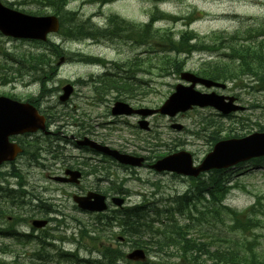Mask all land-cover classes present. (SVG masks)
Wrapping results in <instances>:
<instances>
[{
    "label": "rangeland",
    "instance_id": "1",
    "mask_svg": "<svg viewBox=\"0 0 264 264\" xmlns=\"http://www.w3.org/2000/svg\"><path fill=\"white\" fill-rule=\"evenodd\" d=\"M1 1L5 5L18 3L20 5H13V7L27 13L39 11L48 14L52 12L50 8L40 7L29 0ZM68 2L67 10L79 13V18L82 20L89 18L93 24H98L100 27L111 16L117 17L131 25H142L147 23L151 14L155 11H153V8L156 7L162 14L174 16L180 18V20L176 23L159 20L154 23L151 30L170 31L175 40H178L180 35L187 31L199 37L212 36L211 33L214 32L231 41L234 35L238 37L244 35L243 30L246 27H258L264 19V0H166L161 4L156 3L159 0H116L102 7H99L98 4H90L86 0H68ZM192 12L201 13V16L197 17L194 22L192 20L196 18V15H193ZM122 36H127V33H122ZM49 40L56 43L64 52L61 57L65 58L64 61L66 63L64 62L65 64L57 68L58 72L49 79L53 81L46 85V93L51 90L52 92L41 101L44 111H46V106H48L47 113L53 114L51 118L59 122H73L71 119L77 120L78 118L69 116L86 115L82 120L95 129L100 136L106 137V134L111 133V143L114 144L115 148H118L119 145H129L125 152L146 157L147 165L181 150L190 153L194 164H197L211 151L216 142L211 141L212 134L213 139L216 138L218 140L235 136L240 137L259 130L264 131V87L254 85L248 78H244L236 84H228L224 90H213L219 95L236 96L240 105L244 107V111L241 113L221 116L211 108H196L185 114H180L174 119L156 115L148 119L150 131H142L137 127L138 119L136 117L114 119L110 115L111 99L125 100L126 95L124 92L112 91L107 97H96L97 94L93 91V82L88 84V81H90L91 75L92 78L100 75L103 72L102 67L100 65L81 66L73 63L72 60L82 56H93L103 58L109 63L110 67H114L113 63L122 66L135 60V62L141 61L143 63L142 69H145L148 67L147 63L156 66V56L155 54L147 53L146 45L130 44L125 38V41L108 42L110 45L98 46L91 44V41L73 42L65 40L57 34L51 35ZM144 40L145 38L143 37L142 41ZM30 50H36L30 42L0 37V62L3 63L4 68H8L6 69V74L10 73L11 70H19V53ZM157 50H166V46L158 45ZM3 51L10 52L9 55H6L7 58H16V62L14 61L10 64L6 61L4 56L1 55ZM211 55L210 52L204 51L193 53L188 58L185 55L179 58L185 62L184 71L196 73L197 71H203L204 63L202 62L212 59ZM58 61L59 59L54 62V66H56ZM126 69L122 70L126 71ZM115 70L118 71L116 67ZM79 79L83 82H77ZM134 79L140 85V87L134 86L139 91L133 98H127V102L134 107L152 109L160 107L174 91V86L179 83L178 75L161 76V72L157 70H152L150 73L137 72L134 75ZM74 81L76 85L70 102L65 108L57 106L55 101L56 89L59 90L67 82L73 83ZM36 83L37 85L30 84L25 86L21 83L3 85L0 81V95H15L25 100L30 96H36L40 92V83L37 80ZM262 85H264V82ZM196 88L200 91H206V93L211 90H205L199 86ZM83 98L86 101L93 98L94 107L87 106ZM51 106L54 111L66 109L67 116H62L61 113L57 112L51 113ZM87 119L88 121H86ZM172 124H179L183 128L181 131H177L171 128ZM108 125H112L114 128L107 133V130L103 129ZM66 135H69V133H66ZM154 137L157 139L153 140ZM104 140L106 139L104 138ZM67 150L73 155L76 154L71 147H68ZM257 162L242 164L224 173V178L229 180V184L234 187L229 191L223 204L236 211H244L248 207L255 205L256 215L254 217L260 222L263 221V225H259L252 232L261 241V247L264 251V160ZM111 170L112 181H116L119 178L122 181H118L120 184L113 182V187L118 189L101 190L102 193L107 191L106 195L108 198L115 195L123 197L126 199L127 206L139 203H153L159 205L160 208L163 207L162 209L166 207L167 209L164 210H168L173 215L178 216L181 223L179 225L182 226L185 220L184 217L188 214V209L185 208L187 204L183 203L181 208L178 203L179 201H185L191 195L192 201L190 203L196 204L198 211L195 212L194 207L190 206L189 215L192 219V226H197L198 229L202 228L206 231V199L197 198L194 192L201 186L197 182L204 181V184H206V180H209V174L204 175L200 179H195V182H193L192 179H186L170 173L157 174L148 166L131 170L124 175L117 172L116 167H112ZM71 191V189H68L65 192L71 193ZM184 194H187L188 197L182 200ZM66 200H68V204H72L68 197H66ZM25 210H28V206L25 207ZM110 210H114L112 205H109L108 211ZM20 214L22 219H25V212L20 211ZM74 214L82 221L90 220L89 216ZM17 229L24 232L28 231L23 225ZM189 233L194 234V229ZM69 235L68 231L65 235L64 243L55 242V246H61L64 252L77 250L79 258H84L86 256L84 247L77 248L72 239L69 238ZM128 239L130 241L126 246H120L124 251L130 249L133 244L134 238L128 237ZM201 240L206 241V238ZM82 243H84L83 239ZM112 244L116 245L115 243ZM6 250L11 249L6 247ZM25 252H27V255L30 253V251ZM93 256L96 258L95 253ZM13 258L7 256V254L0 253V262L4 261L9 264ZM148 258L152 262L156 260L153 253H150ZM23 259L28 262L26 258L22 257L17 264H23L20 262Z\"/></svg>",
    "mask_w": 264,
    "mask_h": 264
},
{
    "label": "trees",
    "instance_id": "2",
    "mask_svg": "<svg viewBox=\"0 0 264 264\" xmlns=\"http://www.w3.org/2000/svg\"><path fill=\"white\" fill-rule=\"evenodd\" d=\"M30 1L41 7H50L53 11L52 13L60 18L61 34L73 39L84 35L106 40L121 39L123 38V31H125L129 39L135 38L136 44L146 45L148 54H155L156 66L147 63L148 67L143 69L146 73L157 70L164 74H170V72L179 74L184 66V61L178 57L180 54H189L191 51L204 49L206 51H216L221 48H227L229 54L228 56L226 55V59L223 56V58L211 62L208 61L203 65L204 69L200 72L203 76L212 80H226L248 73L264 82V46L257 45L251 48L249 44H240L238 42L239 39L235 37L230 41L218 34H213L209 37L210 40L206 42V46L203 45L200 38L189 33L183 34L180 40L175 41L171 37L172 34L167 31H152L147 25L142 29H138L115 17H110L109 27L100 30L89 25L88 21L77 20L74 13L65 12L63 6L66 0ZM90 1L103 5L113 0ZM152 19H154V16H152ZM143 37L145 38L144 41H142ZM193 39L196 42L191 45L189 42ZM32 44L36 50L19 53V70L25 73L31 72L36 78L35 80L44 85V78H49L56 71L52 65L56 58L61 55V50L50 42L45 44L32 42ZM158 45L166 46V50L158 51ZM137 63L139 67L136 70L140 71L142 69L141 63ZM135 65L134 62L129 67L131 73L132 67ZM13 74L17 75L16 72ZM130 77L133 78L132 74ZM134 86L138 87V85L133 83L125 85L124 83L118 84L116 81L110 82L108 80L104 84L103 90L120 88L122 92L128 89L129 95L133 97L139 91ZM213 138L211 136L210 139L215 142L217 139ZM197 183L201 185L194 192L197 198L203 199V195L206 194V231L202 228L198 229L197 226L187 225L191 224L192 221L189 215V207L192 206L195 212L198 211L196 204L188 203L186 200L178 203L181 208L183 203L187 204L185 208L188 209V214L184 217L187 222L185 226H180L178 222H175L172 218L173 214L168 210H159L154 206H149L151 210L153 209L151 212H149V208H146L149 210L145 209V212H142L140 207L124 209L102 221L106 226L116 223L121 228L122 233L127 237L134 238L132 244L134 247L143 248L153 253L168 254L170 245L177 246V251L180 253L177 256L184 264H264V251L261 247V241L252 232L259 225H263V221L260 222L254 217L256 215L255 205L244 211L232 210L225 206L223 200L231 187L227 186L228 181L224 180L220 172L209 174V180H206V184L204 182ZM187 197L188 195L183 196L182 200ZM160 215H163L164 218L160 217ZM121 216L124 217L122 218ZM193 229L194 236L188 240L185 239L183 231L190 232ZM175 235L180 237L181 245L180 239ZM99 238L100 236H98ZM203 238H206V241H202L201 239ZM92 243L96 246L94 240ZM178 246H181V248ZM101 249L103 261L97 262V264H116L118 259L122 257L118 249L110 248V246H103Z\"/></svg>",
    "mask_w": 264,
    "mask_h": 264
},
{
    "label": "water",
    "instance_id": "3",
    "mask_svg": "<svg viewBox=\"0 0 264 264\" xmlns=\"http://www.w3.org/2000/svg\"><path fill=\"white\" fill-rule=\"evenodd\" d=\"M58 27V21L55 17H31L9 10L0 3V32L5 36L45 41L47 34L57 32ZM181 79L190 82L191 85L189 87L176 86L175 92L158 110H132L127 104L117 102L113 108V114L129 115L134 113L147 117L159 112L162 115L173 117L177 113L190 110L193 106H212L224 114L239 109L223 103L222 97H216L214 94L201 95L193 90L196 83L203 84L206 87L217 86L216 84L196 78L188 73L181 74ZM71 90L70 86L64 88V95L60 100H66ZM139 126L144 130L148 129L146 121L139 122ZM176 128L180 129V126H176ZM38 129H43V119L38 116L33 108L6 98H0V163L11 160L18 151L15 145L8 143L10 135L25 132L33 133ZM81 144L107 153L123 164L139 166L142 162V158L118 155L116 151L100 147L93 142L84 141ZM261 156H264V133H255L243 139H231L217 143L212 152L207 154L197 167L192 166L190 154L178 152L158 160L151 168L156 172L167 171L196 177L202 172L225 169L239 162ZM112 202L117 206H121L123 200L113 199ZM77 203L80 208L92 212H102L106 209L104 197L99 195L80 198ZM127 258L133 261H144L145 254L141 250H135Z\"/></svg>",
    "mask_w": 264,
    "mask_h": 264
},
{
    "label": "flooded vegetation",
    "instance_id": "4",
    "mask_svg": "<svg viewBox=\"0 0 264 264\" xmlns=\"http://www.w3.org/2000/svg\"><path fill=\"white\" fill-rule=\"evenodd\" d=\"M119 118H121V116L114 117V119ZM86 121H88V119ZM48 124L50 127L53 125L57 126H55V128H58L56 134L62 135L66 145H59L58 150L56 151H54V148H51V150L48 151L49 155L44 157V160H41L42 164L37 168L41 169L45 174V182L27 184L28 187L22 195V201L25 203V199L28 200V211L30 212V216L25 218V223L28 226V231L25 233H27L28 236L37 239L47 238L49 242L51 235H65L64 233L68 231L69 233L78 232L81 220L74 213L81 215H83V213L79 211L73 203V197L84 196L90 192L98 193L101 192V190L117 189L116 187H113V182L120 184L118 181H122V179L119 178L116 181H112L110 175L112 171L111 168L116 167V171L123 175L132 169L119 165L113 159L91 151L87 147H77L75 142L77 143L82 139H88L115 148L114 144L111 143V137L109 134H106V137L100 136L95 129L82 119H78L76 122H56L49 119ZM66 133H69V135H66ZM53 135L54 133H52V136ZM104 138L108 141L104 140ZM50 142L51 140L48 141V143ZM20 143L22 142L20 141ZM52 144L50 145L52 146ZM127 146L129 145H119L116 149L122 153L133 154L125 152ZM68 147L76 148V150H74L76 154H71L67 150ZM16 162L17 160L14 163ZM20 163L21 162L19 161V164ZM17 165L18 162L14 164V167ZM14 170L15 168H10L9 166L4 165L0 167V174ZM56 178L59 179L58 182L55 180ZM14 183V180L9 179L5 188L2 190L5 192H13L15 189L13 186ZM68 189L72 190L71 193L65 192ZM105 196L107 197L106 194ZM66 197H68L69 201L72 203L71 205L68 204ZM4 203H6V201L2 199L0 204ZM35 207L38 208L36 209ZM35 211H37V214ZM85 216L88 215L85 214ZM7 220L8 223L11 224L13 217L8 216ZM33 220L46 222V226L44 229L35 230L32 226L28 225V223ZM4 227L2 221H0V235L4 234ZM89 255L91 256L89 259H92L93 254L88 253L86 254V257L88 258ZM46 260L49 259L46 258ZM47 263H49V261Z\"/></svg>",
    "mask_w": 264,
    "mask_h": 264
},
{
    "label": "bare ground",
    "instance_id": "5",
    "mask_svg": "<svg viewBox=\"0 0 264 264\" xmlns=\"http://www.w3.org/2000/svg\"><path fill=\"white\" fill-rule=\"evenodd\" d=\"M93 45H94V43H92ZM63 51H61V54L63 55ZM97 58H95V57H91V56H85V57H81V58H75L74 59V61L77 63V64H86V63H90L91 61H93V60H96ZM233 115V114H232ZM235 115V114H234ZM63 154H65V153H63ZM62 155V154H61ZM187 179V178H186ZM204 182V181H203ZM205 183V182H204ZM35 198V197H34ZM41 199V198H40ZM39 199V200H40ZM43 199V198H42ZM47 200V199H46ZM45 202H47V201H45ZM44 202V203H45ZM33 203V202H32ZM35 203V202H34ZM37 203V202H36ZM42 203V202H41ZM62 206V205H61ZM36 208V207H35ZM34 208V209H35ZM38 208V207H37ZM36 208V209H37ZM62 209V208H61ZM173 209V208H172ZM41 210V209H40ZM36 212V214H37V211H35ZM122 213V212H121ZM44 215V214H43ZM124 215V214H123ZM122 217V216H121ZM124 217V216H123ZM122 217V218H123ZM128 219V218H127ZM156 220V219H155ZM117 221V220H116ZM121 221V220H120ZM141 222H143V221H141ZM155 222V221H154ZM99 223V222H98ZM122 226V225H121ZM57 234V233H56ZM98 239V238H97ZM85 239H83V241H84ZM202 243V242H201ZM56 244V243H55ZM106 248V247H105ZM111 248V247H110ZM66 252V251H65ZM80 254V253H79ZM91 256L89 255V257L88 258H90ZM93 257V256H92ZM87 258V257H86ZM117 259V258H116ZM102 262V261H101ZM105 262V261H104ZM104 264V263H103Z\"/></svg>",
    "mask_w": 264,
    "mask_h": 264
}]
</instances>
